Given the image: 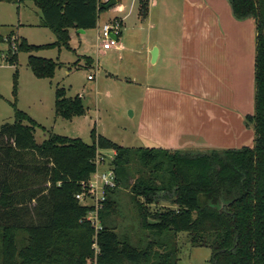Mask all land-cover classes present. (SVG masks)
<instances>
[{"label":"trees","instance_id":"obj_1","mask_svg":"<svg viewBox=\"0 0 264 264\" xmlns=\"http://www.w3.org/2000/svg\"><path fill=\"white\" fill-rule=\"evenodd\" d=\"M29 1L55 41L43 46L23 38L10 41V65L20 51L70 49V30L94 29L102 5L99 0ZM227 1L235 19L256 24L254 112L244 119L254 131L253 146L191 153L130 148L94 128L91 143L48 132L38 144L34 130L41 126L12 104L14 122L0 126V264H87L90 259L95 264H178L181 234L192 247L209 249L212 264H264V0ZM147 8L148 0H138L141 17ZM28 67L34 77L50 79L61 64L29 56ZM85 112L79 96L55 89V116L72 120ZM106 150L115 152L110 163L115 187L106 191L99 212L94 256V230L79 223L89 207L75 195L95 171L98 151ZM120 190L131 199L132 230L139 234L134 243L111 223L119 212Z\"/></svg>","mask_w":264,"mask_h":264},{"label":"crops","instance_id":"obj_2","mask_svg":"<svg viewBox=\"0 0 264 264\" xmlns=\"http://www.w3.org/2000/svg\"><path fill=\"white\" fill-rule=\"evenodd\" d=\"M168 1L148 0L146 16L137 12L152 27L150 12L160 8L161 40L152 42L146 37L143 43L140 38V48H132V38L127 37L124 28L127 14L121 16L124 8L116 0L109 9L116 15L102 23L98 15L94 29L98 33L103 23L119 18L118 47L102 50L96 34L92 53L102 60V65H95L91 57L79 58L85 59L89 67H98L108 81L139 89L137 101L127 100L125 104L129 118L135 120V138L158 148L190 153L252 147L254 131L246 127L244 119L254 112L255 21L235 19L227 0H181L176 12L178 37L171 38L175 29L170 10L164 9ZM104 5L100 9L108 13ZM74 31L81 36L86 32ZM73 40L70 33V49ZM75 41L82 44L84 38ZM135 52L140 54V60H135ZM158 65L163 70L159 76L162 84L154 87L137 83L138 72L146 82L151 69ZM168 68L172 69L171 79ZM166 79L173 85H165Z\"/></svg>","mask_w":264,"mask_h":264},{"label":"rangeland","instance_id":"obj_3","mask_svg":"<svg viewBox=\"0 0 264 264\" xmlns=\"http://www.w3.org/2000/svg\"><path fill=\"white\" fill-rule=\"evenodd\" d=\"M99 1L102 5L109 2V0ZM155 1L160 3L168 0ZM171 2L168 1L167 3L169 4L164 9L170 10L169 14L171 19H173V21L170 19L171 25L174 23L173 28L175 31L172 32L171 28L172 34L170 36L171 38H177L176 12H179L178 5H180L181 0H173ZM120 3L124 8V13L121 16L123 17L127 14L124 20V28L127 37L132 38V48H140V38H142L141 41L143 43L146 37L151 38L152 42L156 39L161 40L159 34L160 29L163 27V16L159 13L160 8L152 9L150 12L149 22L153 26L149 27L148 21L140 19L137 15L138 0H120ZM99 15H101L100 22L102 23V21L115 16L116 13L113 10H109L108 13L101 11ZM112 20L121 22L117 17L108 22ZM164 22L166 23V21ZM70 33L72 38H74L71 43L72 49L61 48L58 50L54 47H48L33 52L20 51L16 55L14 64L10 65L7 61L8 43L10 41H14L16 38H23L28 44L43 46L52 44L55 41V36L49 29L41 25L40 12L31 1L21 0V2L15 4L0 2V126L14 122L12 104H15L18 110L27 114L43 128L37 127L34 130V138L38 144L47 138L48 132L69 138H79L85 143H91L90 132L94 128L96 134H100L122 147H156L152 142L141 141L132 134L135 131L136 124L135 120L129 118L130 114L126 110L125 104L127 100L137 101L139 89L136 87L127 88L122 84L108 81L105 79L107 75L103 71L100 72V69L95 66L97 62L100 65L103 63L101 59L96 58L92 53L97 30H86L83 36L77 35L74 30H71ZM76 38H84V42L79 44L75 41ZM136 54L137 52L133 53V56H136L135 60H140V54ZM29 56L51 59L60 63L61 67L56 69L52 78L38 79L33 76L28 67ZM81 56L93 58L95 65L89 67L85 59L79 58ZM162 71L159 65L154 66L150 71L151 76L146 82L142 73L138 72L136 76L138 79L137 83H148L154 87L157 83L162 84L163 81L159 80ZM171 73L172 69L168 68L167 75H170V79L172 78ZM88 75L93 77L92 81L87 79ZM14 79L16 83L15 96L12 94ZM164 83L167 86L172 84L171 81L168 82V79ZM57 87L63 88L68 97L79 96L81 98L82 104L86 109L83 116L72 120H64L55 116L54 100ZM102 153H104L102 156L107 161L111 151L106 150L102 151ZM116 199L119 212L111 218V223L116 226L117 232L121 230L134 243L139 234L137 231L132 230L134 214L129 194L125 190H120ZM89 203L90 200L87 198L80 202L82 205ZM89 216L91 215L86 213L79 220V223L87 222L86 218H89ZM98 226L102 227L100 220ZM178 242L180 245L178 264H212L211 251L209 249L192 247L188 238L183 234L179 235ZM95 251L97 252V245H95ZM87 264H95L94 259L87 260Z\"/></svg>","mask_w":264,"mask_h":264},{"label":"built area","instance_id":"obj_4","mask_svg":"<svg viewBox=\"0 0 264 264\" xmlns=\"http://www.w3.org/2000/svg\"><path fill=\"white\" fill-rule=\"evenodd\" d=\"M120 29L121 24L117 20L103 23L100 26L97 33V40L100 42L102 50H110L118 47ZM92 79L93 77L91 75L88 76V80ZM102 155H104V153L98 151L95 160V171L86 181L81 182V192L75 195V199L79 203L82 202L84 198L90 200V203L84 206L89 207L87 214L91 215L86 219L87 223H89L94 230V241L92 244L94 256L98 253V248L97 252L95 251L96 234L101 230V227H97L99 222V212L103 209L106 200V191L115 187V175L110 164L115 152L111 151L107 161Z\"/></svg>","mask_w":264,"mask_h":264},{"label":"water","instance_id":"obj_5","mask_svg":"<svg viewBox=\"0 0 264 264\" xmlns=\"http://www.w3.org/2000/svg\"><path fill=\"white\" fill-rule=\"evenodd\" d=\"M116 5V0H109V2L104 5L103 7L106 9V10H109L110 8H112L113 6ZM155 55V51L152 53V56L154 57Z\"/></svg>","mask_w":264,"mask_h":264}]
</instances>
